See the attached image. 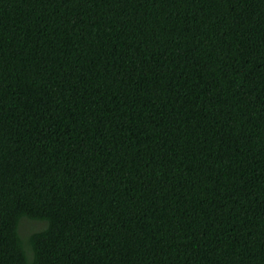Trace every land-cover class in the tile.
I'll use <instances>...</instances> for the list:
<instances>
[{"label":"trees","instance_id":"trees-1","mask_svg":"<svg viewBox=\"0 0 264 264\" xmlns=\"http://www.w3.org/2000/svg\"><path fill=\"white\" fill-rule=\"evenodd\" d=\"M0 264H264V0H0Z\"/></svg>","mask_w":264,"mask_h":264},{"label":"rangeland","instance_id":"rangeland-1","mask_svg":"<svg viewBox=\"0 0 264 264\" xmlns=\"http://www.w3.org/2000/svg\"><path fill=\"white\" fill-rule=\"evenodd\" d=\"M42 225L43 222H39V221L33 222L26 218H22L19 225L20 235L26 237L30 232L39 229L40 227H42Z\"/></svg>","mask_w":264,"mask_h":264}]
</instances>
